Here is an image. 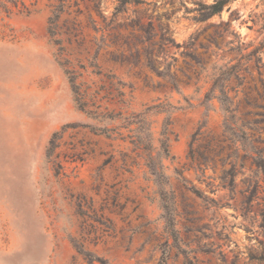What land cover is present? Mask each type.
I'll use <instances>...</instances> for the list:
<instances>
[{
    "label": "rangeland",
    "instance_id": "obj_1",
    "mask_svg": "<svg viewBox=\"0 0 264 264\" xmlns=\"http://www.w3.org/2000/svg\"><path fill=\"white\" fill-rule=\"evenodd\" d=\"M120 1L0 0V264H264V1Z\"/></svg>",
    "mask_w": 264,
    "mask_h": 264
},
{
    "label": "trees",
    "instance_id": "obj_2",
    "mask_svg": "<svg viewBox=\"0 0 264 264\" xmlns=\"http://www.w3.org/2000/svg\"><path fill=\"white\" fill-rule=\"evenodd\" d=\"M232 0H212L210 4H206L203 2H197L195 5L196 7L192 9V12H195L196 15L194 16L193 20L195 22H203L207 19H210L211 17H214L216 15H219L224 7L230 3ZM264 1V0H263ZM121 3H124L125 0H121ZM127 4V1L125 2ZM264 44V43H263ZM224 80H228L227 78ZM221 95L222 98H220V102L222 105V110L224 114H226L225 123L227 124H234L232 122V119L234 117V109L232 108V105L230 101L228 100V97L226 96V93L224 92V87H221ZM215 88L212 87L206 94L205 99L211 100L212 94L214 92ZM166 126V125H165ZM164 139L161 141V150L159 157H163L167 159L169 157V152L167 148V129L164 128L163 132L161 133ZM53 144V141L51 142ZM53 146V145H52ZM209 148V147H208ZM212 150V149H211ZM250 158L251 165L255 166L261 173L264 175V158L257 153L256 156L251 155L249 151H245V154L243 156V159ZM153 157L151 154L148 155V164L153 161ZM207 159V157H206ZM150 167V166H149ZM148 167V168H149ZM150 169V174L154 177V181L159 186H166L168 183L165 180V176L162 172V165L159 163L158 165H152ZM189 191H191L193 194L197 196H201L200 192L193 187H186ZM162 208L164 210V219L166 223V228L168 229V232L170 234H173L175 237V230H174V222H173V216L171 213V208L168 204L162 205ZM77 252L84 257L85 260H87L89 263L94 262V259L92 258V255L84 250H82L80 247L75 245ZM103 264V263H101ZM160 264H164V260L162 259Z\"/></svg>",
    "mask_w": 264,
    "mask_h": 264
}]
</instances>
